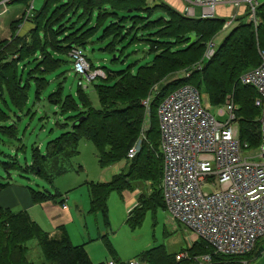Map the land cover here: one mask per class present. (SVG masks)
Masks as SVG:
<instances>
[{
  "label": "trees",
  "instance_id": "obj_1",
  "mask_svg": "<svg viewBox=\"0 0 264 264\" xmlns=\"http://www.w3.org/2000/svg\"><path fill=\"white\" fill-rule=\"evenodd\" d=\"M15 1L10 0V3ZM153 1L154 5L148 4V0H44L39 10L32 5L30 14L26 16L25 9L30 3L29 0H21L25 5L23 16L12 25L10 39L0 40V146L7 150L0 148L4 157L0 160V167L5 173L0 176V191L11 184L12 171L19 173L22 180L30 182L33 178H40L52 186L53 180L68 171L70 161L78 154L79 140L88 139L95 146L101 168L126 160L124 169L109 181L87 183L91 211H101L107 221V200L112 191L121 195L123 191L143 187L145 191L142 190L139 204L127 215L132 228L139 226L146 211L154 212L157 207L165 210L161 188L163 158L155 111L169 92L184 84L193 85L205 94L212 107L223 105L226 96L231 94L236 105L234 122L239 140L246 149L259 146L260 112L254 102L257 91L253 86L242 84L240 76L261 61L259 50L264 51V0L255 6L256 26L249 20L250 7L245 4L240 8L234 26L209 59L203 58L207 45L222 30L228 16L218 13L215 17L189 16L165 0ZM93 11L97 12L95 20L91 17ZM157 16L160 18L155 20ZM92 20L97 27L91 26ZM109 20L112 23L107 26ZM23 22L29 27L20 34L17 28ZM99 30L98 39L112 36L114 42L119 37L121 40L128 37L132 42L144 41L153 59L140 65L135 73L130 72L129 67L105 71L106 77H100L101 81L94 83L98 107L90 105L83 93L84 86L78 84L81 103L77 104L71 94L64 93L62 82L58 81L57 88L47 98L63 115H60L61 120L57 119L59 131H63L47 140L43 149L35 144L31 146L30 156H24V162L19 163L17 148L12 154L8 145L23 138L17 122L24 115L33 119L30 111L23 113L28 102V90L34 86L38 98L49 82L47 76L50 73L66 63L72 65L71 48H82L93 42ZM114 42L107 48L115 50ZM199 64L201 68L197 69ZM27 67L29 72L25 77ZM183 70H187L189 75L164 82L172 73L176 75ZM60 74L64 71L57 76ZM159 84L162 87L157 89L155 86ZM152 91L154 98L149 127L144 131L140 150L133 158L127 159L126 154L142 128L144 110L141 100ZM8 108L20 112L14 111L16 119L7 113ZM25 147L26 144L22 143L19 148ZM39 185L36 184V188L28 183L23 185L28 189L33 204L46 201L64 204V195L48 187L39 188ZM58 231L57 236H50L27 210H14L0 203V264H37L28 257V244L33 240L43 254V261L38 264L109 262L94 263L84 243L73 244L64 226H59ZM106 236L103 235L102 239L108 251L114 254ZM257 243H262L263 247L264 238ZM185 252L186 257L177 259L178 253L158 245L141 251L134 259L146 264H196L197 257L209 255L207 264H242L236 255L216 253L199 238L187 246ZM112 261L121 260L113 258Z\"/></svg>",
  "mask_w": 264,
  "mask_h": 264
},
{
  "label": "built area",
  "instance_id": "obj_2",
  "mask_svg": "<svg viewBox=\"0 0 264 264\" xmlns=\"http://www.w3.org/2000/svg\"><path fill=\"white\" fill-rule=\"evenodd\" d=\"M258 1L194 0V3L201 7L202 17H215L218 6H234L222 28L228 30L245 4L251 9L249 20L256 26L254 11ZM32 5L33 0L25 12L29 14ZM184 13L194 15V7L184 9ZM213 53L208 44L203 58L209 59ZM259 54V65L240 76L242 84L253 86L257 91L254 102L260 114L256 153L246 152L238 138L234 122L236 105L231 94L213 113L208 101L203 103L204 95L193 85L184 84L169 92L157 106L165 210L189 233L207 242L214 252L230 256L250 252L264 238V51L259 50ZM69 56L73 72L86 76L87 81L106 77L104 70L94 68L86 60L80 46H73ZM200 68L201 64L197 69ZM87 71L90 73L86 74ZM183 73L189 75L187 70ZM78 84L84 86L82 80ZM153 98L152 91L141 100L144 124L127 152L128 159L140 150ZM207 183L215 185L216 190L205 192ZM182 257L184 254L177 255V259ZM196 261V264H207L210 256L202 255ZM107 264L146 263L130 259L110 260Z\"/></svg>",
  "mask_w": 264,
  "mask_h": 264
},
{
  "label": "rangeland",
  "instance_id": "obj_3",
  "mask_svg": "<svg viewBox=\"0 0 264 264\" xmlns=\"http://www.w3.org/2000/svg\"><path fill=\"white\" fill-rule=\"evenodd\" d=\"M31 1L32 0H29V3H31ZM43 1L44 0H33V7L39 10L43 5ZM99 1L101 2V0ZM190 1L192 0H165V2L171 4L174 8L182 12L184 9L195 7L196 17H200V6ZM148 2V4L154 5L153 0H148ZM23 3L24 2H21V0H16L14 3H10V0H0V40L10 39L13 34L12 25L17 23L18 19L24 14L23 9L25 8V5ZM129 10L130 9H128V11ZM233 10L234 6H228L226 7L224 14L229 15ZM218 11L222 10H216V12ZM25 13L26 16L30 14L27 12ZM96 13V11L95 13L93 11L91 15L93 20H95ZM157 19H159L158 16L155 20ZM93 20L90 21L91 26L97 27ZM111 23L112 20H109L107 26ZM28 27L29 25L23 22L20 24L19 29L17 28V32L22 34L27 31ZM227 32L228 31H223L224 34H227ZM100 34L101 30L97 31L93 42H88L85 47H82L86 60H89L94 68H101L107 72V70H120L129 67L130 72L135 73L138 71L140 65L148 63L153 59V55L147 52V46L144 41L132 42L129 41L128 37L123 40L119 37V40L114 42L112 36L98 39ZM109 35L112 34L110 33ZM113 42L115 43V50H110L107 46ZM62 58L65 59L64 56ZM28 70L29 67H27L24 72L25 77L29 72ZM60 71H64V74L57 76ZM88 73H90V71L86 72V74ZM174 74L175 72L172 73V75H169L164 82L173 80ZM179 75H182V73H179ZM47 77L49 82L38 95V98L35 96L34 86H31L28 90V102L23 113L30 111L29 114H33V119L30 120L29 116L24 115L22 119L17 122L26 147L21 151V148L17 146V143H11L8 145V149L12 151V154H15L17 148L19 152V163L24 162V156H30L31 146L35 144L40 149H43L47 140L57 136L63 131H59V125L57 124V119L61 120L60 115L62 114L59 113L58 109L55 108L52 103L48 102L47 98V95L57 88L58 81L62 82L64 93L71 94L77 104H80L81 99L78 97L77 90L78 81L82 80L84 85L83 93L86 95L90 105L94 107L99 106L94 83L101 81L100 77H97L92 81H87L86 76L81 77L73 72L71 63L62 65ZM32 82V85H34V80H32ZM155 87L160 89L162 85L159 84ZM205 101H207V99L204 94V104ZM6 110L8 114L12 115L13 119H16L13 115L15 114L14 111H16L17 114L20 113L14 108H8ZM211 111L215 113V107L211 106ZM150 115L148 122L145 124L147 127H149L150 124ZM155 116H157V109L155 111ZM216 116L218 117V115ZM219 118L225 119L226 117ZM143 124L144 116L141 127H143ZM50 129L51 132H49ZM77 147L78 154L70 161L68 171L55 178L52 186L40 178H33L30 182L22 180L18 175L19 173L16 174L15 171H12V177H10L9 181L17 186L28 183L35 188L38 187L36 184H40L39 188L48 187L51 191H58L67 197V205L69 206V209H71L70 212L73 214V220L68 226L66 225L69 231L68 233H70L69 237L73 244L84 243V247L94 263L108 262L113 258L121 261H128L134 259V257H136L141 251L158 245H163L169 252H176L179 255L184 254L186 257L187 252L185 251L187 249V242L185 237L187 236L185 234L187 233V230L182 225H178L176 220L173 221L177 223L172 222L170 215L164 210V208L157 207L154 212H152V210L146 211L142 223L135 228H132L129 225L127 222V213L139 204V197L142 192H139V196L134 199L137 201H135L136 204L127 209L122 195L123 192L119 195L117 191H112L107 200V221L101 211H91L87 183L89 181H103V177L101 176L102 168L99 166L96 149L92 141L88 139H80ZM0 148L5 150L1 146ZM257 150L258 147H255L247 149L246 152L256 153ZM2 158L4 157L0 154V160H2ZM111 165H109L110 167H108L104 173V177H106L105 179L107 181L110 180L114 174L119 173L120 170L122 171V169H124L126 161H124V164L116 173L114 172L115 168ZM3 175H5L4 170L0 167V176ZM0 180H2L1 177ZM25 190L28 192L27 188ZM215 190L216 186L211 183H207L204 186L205 192H213ZM21 207L22 206H19L18 209H22ZM62 207L66 208V205L63 204ZM105 234L114 248V254H111L108 251L105 240L102 239V236ZM195 239L190 241H194ZM28 246L30 247L28 257L37 264L41 263L43 261V254L36 240L31 241ZM263 250L262 243H257L250 252L235 257L238 258L242 264H264Z\"/></svg>",
  "mask_w": 264,
  "mask_h": 264
},
{
  "label": "crops",
  "instance_id": "obj_4",
  "mask_svg": "<svg viewBox=\"0 0 264 264\" xmlns=\"http://www.w3.org/2000/svg\"><path fill=\"white\" fill-rule=\"evenodd\" d=\"M219 9L222 10V11H220L221 13H218L219 15H226V14H224V12L226 11L225 7L220 6ZM194 12L196 15V8H194ZM200 15H201V12H200ZM225 34L220 31L218 33V35H216L215 38L212 39L208 43L212 46L214 51H215L217 45L224 38ZM176 75H174V76H176ZM178 76H180L179 73H178ZM22 143H24L23 138L21 141L17 142V146L20 147V145ZM20 150L23 151L24 149L21 148ZM124 161H126V160H122V161L116 162V163L111 165L115 168V170H114L115 173L118 172L117 170H120V168L124 164ZM108 167H110V166H108ZM108 167H105L104 169L102 168L101 176L103 177V179H102L103 181H107L105 179L106 177H104V173H105L106 169H108ZM146 184H148V183H146ZM25 189H26V187H24L23 185L17 186L16 184L14 185L11 183L5 189L0 191V203L4 206L11 207L14 210H23V209L27 210L28 213L30 214V216L45 231H47L50 234V236H57L58 235V233H59L58 227L59 226H64L67 233H68L69 231H68L66 225L68 226L70 224V222L73 220V214L70 212L71 209H69V206L67 205V197L64 201L66 208H63L62 205H60L58 203L51 202V201L42 202L40 204H33L31 201V198H30L29 191L27 192ZM142 190L145 191L143 187H139L132 192L131 191H123L122 195H123L124 201L126 203L127 209H129L130 207H133L134 204H136L137 201L134 199H136L137 196H139L138 194H140L142 192ZM148 191H149V189H147L146 192H148ZM19 206H22L21 207L22 209H18ZM127 215H128V213H127ZM172 222H175V221H172ZM175 223H177V222H175ZM178 225H179V223H178ZM44 227H46L47 229ZM69 234L70 233H68V235ZM185 235L187 236V237H185V240L187 242L188 247L191 246L195 240H197V238L193 234L189 233L188 231ZM192 239H195V240L190 241ZM263 248H264V246H263Z\"/></svg>",
  "mask_w": 264,
  "mask_h": 264
},
{
  "label": "water",
  "instance_id": "obj_5",
  "mask_svg": "<svg viewBox=\"0 0 264 264\" xmlns=\"http://www.w3.org/2000/svg\"><path fill=\"white\" fill-rule=\"evenodd\" d=\"M160 18V17H159Z\"/></svg>",
  "mask_w": 264,
  "mask_h": 264
}]
</instances>
